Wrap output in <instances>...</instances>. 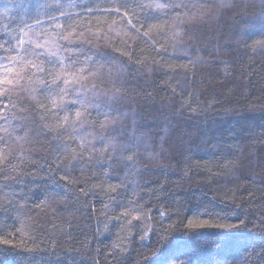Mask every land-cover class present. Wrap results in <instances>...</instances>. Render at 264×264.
<instances>
[{"label":"trees","instance_id":"trees-1","mask_svg":"<svg viewBox=\"0 0 264 264\" xmlns=\"http://www.w3.org/2000/svg\"><path fill=\"white\" fill-rule=\"evenodd\" d=\"M121 2L159 27L137 36L126 19L101 11ZM159 2L0 0V62L21 38L83 32L71 44L57 38L62 52H86L97 77L84 83H96L102 99L120 97L73 125L78 106L65 113L30 91L37 76L51 81L58 70L44 55L45 73L32 76L29 66L21 87L0 96L8 118L0 119V264H264V27H253L264 0H225L223 8L191 0L203 15L180 24L173 20L183 11L157 17L136 7ZM24 49L25 60L44 53L34 43ZM62 86H51L57 102ZM112 143L133 147L106 159ZM69 153L83 155L79 167ZM205 220L244 226L196 227ZM162 239L171 242L164 251Z\"/></svg>","mask_w":264,"mask_h":264},{"label":"snow or ice","instance_id":"snow-or-ice-1","mask_svg":"<svg viewBox=\"0 0 264 264\" xmlns=\"http://www.w3.org/2000/svg\"><path fill=\"white\" fill-rule=\"evenodd\" d=\"M71 2V0H68ZM228 4L225 0H221V3L217 6L218 8L227 7ZM87 7V6H85ZM136 7H147L149 10L153 8L156 9L154 12V16H159L161 12L167 16L169 12H177L180 13L183 11V16L177 15V17L173 20V24L184 23L186 19H195L199 16L203 15L202 8L203 6L198 3H191V0H160L159 3L155 5H136ZM121 9H124L123 12ZM59 10V9H57ZM102 12H106L109 14H114L121 19H126L129 29H135V33L137 36L141 35V29H144L142 35L144 37H148L150 33L154 31V29L158 28V24H154L151 22H145L140 20L137 17L134 9H130L123 2L120 3L119 6H110L101 9ZM55 20V17L52 18ZM135 20V22H133ZM37 23H41L39 19H37ZM112 25H117V21L114 19L112 21ZM112 25L109 26V31H112ZM139 25V27H137ZM62 25L57 24L56 28H61ZM253 27H264V16L260 18L258 23L253 24ZM31 30V28H29ZM25 36L28 35L27 32L24 33ZM45 39L43 42L39 41H25L21 38L18 41V47L15 55H9L3 58L6 63L0 62V68L3 69L2 75H0V96H4L6 94L10 95L15 93L21 87V81L25 79L26 69L30 66L35 69L32 73V76H36L37 73H45V68L42 66L44 61L40 59V55H44L45 59H47L48 63L52 65L54 68H58L55 72H48V75L52 76L53 79L51 81H46L40 76H37L35 83V87L31 88V92H36L37 88H39L41 94H45L48 96L50 100H52L53 104L59 108L62 112L70 111V106H78L75 107V120L71 123L74 125L77 121L80 122L81 126H83L84 121L81 120L82 115L85 112H88L89 109L99 110L102 106H106L109 100H119L120 97L111 95L106 96L105 98H101L97 91H94L97 88L96 83H92L89 88L85 81H88L90 78H96L97 72L90 68V65H94L96 61L90 57L84 51H76L74 49H70L67 45L63 46V52H66L67 55H64L62 52V46L58 43L57 38L67 41L69 44L74 43L76 41H80L82 37H84V33L80 32L79 35H76L75 31H68L67 34H63L61 32H46L43 34ZM75 37V40L73 39ZM101 36L97 34V40L99 41ZM90 42V41H87ZM26 43H34V47L36 49H44V53L37 55L36 59L25 60L23 55H20L21 51H26L24 49V45ZM124 55V53H121ZM83 57V59H81ZM39 61V63L37 62ZM195 63V62H193ZM32 76H28L27 79L32 81ZM62 83V87H59V96L60 100L57 102L53 99V95L56 89L52 88V85H59ZM66 97H70L65 100ZM11 103V100H9ZM5 108H7V104H5ZM105 120L108 124H115L118 121L111 116L110 113H104ZM127 115V114H124ZM0 119L7 120L8 118L3 115L2 111H0ZM86 119V118H85ZM63 122L60 124V127H63L64 124L69 123V115L65 114L62 118ZM104 127V125H102ZM0 139H3L0 137ZM82 140H87L86 137H82ZM90 148L94 147L90 141H88ZM83 148V144L81 145ZM133 145L131 143H124L122 148H117L115 143L108 144L105 148V152H109V155L105 157L106 159H112V153H115L117 156H122L124 153L131 149ZM64 151L68 152V145H64ZM70 155L69 164L75 169L80 166V161L84 159L83 155L77 156L75 154ZM128 159L131 161L132 156H129ZM95 158H90L89 163H96ZM61 166L58 163V167ZM66 176H61L62 180H65ZM115 190V189H113ZM83 191V189H82ZM127 215V213H124ZM163 215V213H161ZM206 215L211 216L212 211L208 210ZM133 219H139L138 216H133ZM243 222L240 224H232L230 226L225 225H216L208 223L207 220L196 225L198 228H224L231 227L234 229H239L243 227ZM189 227H193L190 223ZM2 243H7V241H0ZM156 243L161 246V251H164L168 248L171 243L167 239L157 240ZM261 255L260 259L264 260V243L261 244ZM245 251H249V248L246 247ZM256 248H251V255L253 257L256 256ZM189 264H194L193 261H189ZM245 264H248L246 261Z\"/></svg>","mask_w":264,"mask_h":264}]
</instances>
